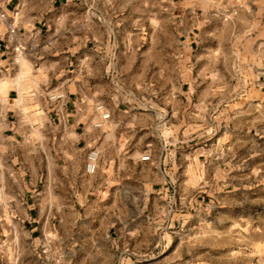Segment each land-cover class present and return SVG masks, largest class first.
<instances>
[{"label": "crops", "instance_id": "crops-1", "mask_svg": "<svg viewBox=\"0 0 264 264\" xmlns=\"http://www.w3.org/2000/svg\"><path fill=\"white\" fill-rule=\"evenodd\" d=\"M151 9L0 0V264H129L161 215L188 235L234 195L240 183L219 176L241 172L242 142L264 126V69L237 87L194 73L187 54L163 64L144 49Z\"/></svg>", "mask_w": 264, "mask_h": 264}, {"label": "rangeland", "instance_id": "rangeland-1", "mask_svg": "<svg viewBox=\"0 0 264 264\" xmlns=\"http://www.w3.org/2000/svg\"><path fill=\"white\" fill-rule=\"evenodd\" d=\"M148 2L152 9L145 15L144 49L151 55L161 53L163 64L187 54L194 73L209 71L210 83L237 87L249 85L253 70L264 69V0H191L193 12L178 7L176 13L167 9V0ZM255 5L263 12L251 13L249 7ZM155 22L160 23L156 30ZM186 37L193 41L187 50L182 46ZM146 76L153 77V72ZM258 130L255 143L242 142L241 172L219 176L226 185L240 183L234 195L227 196V205H210L207 222L188 235L171 226L169 214L161 215L162 228L155 227L158 236L145 238L141 253L135 259L129 255V264H264V126ZM249 147L250 158L245 151Z\"/></svg>", "mask_w": 264, "mask_h": 264}, {"label": "built area", "instance_id": "built-area-1", "mask_svg": "<svg viewBox=\"0 0 264 264\" xmlns=\"http://www.w3.org/2000/svg\"><path fill=\"white\" fill-rule=\"evenodd\" d=\"M104 118H107L108 115L105 114L103 115ZM143 161L144 160H148L149 156L145 155L141 158ZM97 169V153L95 152V150L91 149L87 152V156H86V164H85V171L88 174H93L95 173Z\"/></svg>", "mask_w": 264, "mask_h": 264}]
</instances>
